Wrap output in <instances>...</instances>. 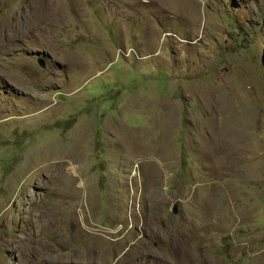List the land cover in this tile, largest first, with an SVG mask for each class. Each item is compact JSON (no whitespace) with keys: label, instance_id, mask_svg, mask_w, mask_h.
I'll return each instance as SVG.
<instances>
[{"label":"rangeland","instance_id":"1","mask_svg":"<svg viewBox=\"0 0 264 264\" xmlns=\"http://www.w3.org/2000/svg\"><path fill=\"white\" fill-rule=\"evenodd\" d=\"M0 264H264V0H0Z\"/></svg>","mask_w":264,"mask_h":264},{"label":"water","instance_id":"2","mask_svg":"<svg viewBox=\"0 0 264 264\" xmlns=\"http://www.w3.org/2000/svg\"><path fill=\"white\" fill-rule=\"evenodd\" d=\"M38 63L41 65V66H45V61L43 58H38ZM175 210H177V207L175 206Z\"/></svg>","mask_w":264,"mask_h":264},{"label":"bare ground","instance_id":"3","mask_svg":"<svg viewBox=\"0 0 264 264\" xmlns=\"http://www.w3.org/2000/svg\"><path fill=\"white\" fill-rule=\"evenodd\" d=\"M41 19V18H40ZM133 148H138V152L136 154H141L140 145H133ZM143 150V149H142ZM140 156V155H139ZM138 174V171L136 172V175ZM134 173V176H136Z\"/></svg>","mask_w":264,"mask_h":264}]
</instances>
